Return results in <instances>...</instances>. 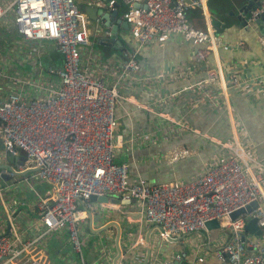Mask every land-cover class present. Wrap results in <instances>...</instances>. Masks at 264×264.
I'll return each mask as SVG.
<instances>
[{
    "label": "built area",
    "instance_id": "built-area-1",
    "mask_svg": "<svg viewBox=\"0 0 264 264\" xmlns=\"http://www.w3.org/2000/svg\"><path fill=\"white\" fill-rule=\"evenodd\" d=\"M115 1L123 7L121 19L126 21L134 41L147 44L166 35H178L195 44L188 70L168 74L167 78L182 80L189 71L202 72V78L182 88L197 92L189 103L206 104L209 109L218 110L221 103L208 92L209 84L217 83L221 84L218 94L224 110L228 109L226 85L219 65L213 66L210 62L216 40L212 29L196 28L187 20L189 10L203 6L202 0ZM112 2L86 0L87 5L102 12L114 10ZM262 11L264 0L249 11L247 22ZM92 20L93 30H89L84 12L74 0L0 1V46L13 43L14 49L25 57L28 49L48 43L60 54L59 66H48L45 75L35 70L36 78H40L31 85L13 78L17 90H2L0 69V203L8 231H0V258H20L19 264H47L32 253L44 237L62 231L71 250L81 255V245L88 236L84 228L88 212L101 206L107 214L115 208L109 201L116 199L133 204L139 223L158 227L162 240L171 236L190 240L196 232L207 229L206 221L215 219L220 228L230 230V236L213 252L217 260L224 264H264V168L249 148L247 136L242 132L231 141H217L221 150L200 171L184 180L147 183L133 162L130 164L135 173L130 174L128 163L118 160L117 156H132L139 145L156 141L161 135L139 131L134 137L124 138L116 133L118 121L114 106L117 101L131 103L170 125L183 123L178 117L172 118L157 108L137 103L132 96L120 92V83L134 78L139 69L134 51L124 52L125 60L113 82H107L103 76L107 69L104 62L97 72L83 67L81 55L88 51L87 63L90 56L86 47L91 45L88 35L110 34L108 28H101L100 15H93ZM231 75H225L230 86L243 88L248 81ZM250 80L264 83L260 76ZM176 92L166 96L171 98ZM156 101L160 99L153 103ZM186 153L184 149L173 150L167 159L175 161ZM18 156H23L24 161L19 162ZM23 172L48 187L43 194L35 196L33 207L37 221L33 224V236L24 238L11 224L3 197L8 182L25 181V177L18 178ZM91 196L99 199L92 200ZM251 202L255 206L249 211L230 218L232 212ZM250 218L255 219L259 228L256 237L247 236L244 230ZM104 251H99L103 260ZM181 257L178 254L174 258ZM202 261L203 256L197 255L186 264ZM162 264L172 262L168 259Z\"/></svg>",
    "mask_w": 264,
    "mask_h": 264
},
{
    "label": "crops",
    "instance_id": "crops-1",
    "mask_svg": "<svg viewBox=\"0 0 264 264\" xmlns=\"http://www.w3.org/2000/svg\"><path fill=\"white\" fill-rule=\"evenodd\" d=\"M202 1L203 6L195 11L191 10L187 19L196 28L210 27L215 36L210 62L213 66L219 65V72L226 85L225 96L229 103L226 111L218 94L221 84L218 86L217 83L209 84L208 92L219 100L221 110L209 109L206 104L189 103L197 92L182 88L202 78V72L189 71L182 80L167 78L168 74L186 72L187 67H190L196 45L189 39L166 35L162 39L140 44L131 38L128 25L126 29L119 25L115 48L98 43L101 48L98 53L89 50L88 63V51H83L81 55V64L90 71L97 72L103 62L107 64L103 76L107 82H113L118 68L125 60L124 52L134 51L139 69L134 78L120 83V92L132 96L137 103L157 108L172 118L178 117L182 120L183 124L180 126L170 125L131 103H115L114 114L118 121L116 133L124 138L134 137L139 131L154 136L159 133L161 135L156 141L148 140L139 145L132 156H117L118 160L128 163V170L132 175L135 168L130 163L133 162L137 167L136 171L147 183L184 180L200 171L213 155L221 150L220 145L216 144L217 141H231L237 133L242 132L247 134L249 148L264 168V83L250 80L255 75L264 74V23L241 27L242 6L248 0ZM78 8L80 9L79 6ZM91 14L95 15V11ZM236 42H239L237 46ZM26 52L23 57V53L20 54L14 49L13 43H3L0 46L2 90L18 89L17 83H13V78H20L31 85L32 81L40 78H36L35 70L45 75L48 66H59L60 54L51 44L44 43ZM25 62L31 63V68L27 71L23 69ZM227 73H232L231 77L248 81L243 84V88L230 86L225 76ZM260 78L264 80V75ZM205 89L207 90L206 87ZM177 90L180 91L176 92ZM171 91L176 94L169 98L166 94ZM158 98L160 101L153 103ZM181 149L187 153L175 161L167 159L173 150ZM24 177L25 181L20 180L12 184L8 182L9 185L5 183L3 194L11 224L22 238L33 236V224L37 221L33 202L37 194H43L48 188L41 181L29 178L26 172L18 178ZM25 194L29 196L28 200H24ZM109 202L115 208L107 214L101 206L93 212H88L90 215L84 227L88 236L81 245L89 247L86 255L82 251L79 255L71 250L63 231L44 237L36 245L32 255L47 264H162L168 259L172 264H186L197 255L203 256V261L197 264H224L213 256V252L230 236V230L227 228H207L196 232L190 240L181 236L162 240L158 235V227L139 223L136 208L131 206L133 204L127 205L116 199ZM2 212L3 205L0 203V231L7 233V222L3 219ZM93 233L97 234L91 240ZM245 233L247 236L256 237L249 231ZM116 240L120 247L118 254L115 248ZM103 250L106 255L104 260L100 258L99 253ZM178 254H182V257L176 260L174 257ZM24 255L25 253L22 257L25 258ZM19 259L7 256L0 258V264H19L16 263Z\"/></svg>",
    "mask_w": 264,
    "mask_h": 264
},
{
    "label": "water",
    "instance_id": "water-1",
    "mask_svg": "<svg viewBox=\"0 0 264 264\" xmlns=\"http://www.w3.org/2000/svg\"><path fill=\"white\" fill-rule=\"evenodd\" d=\"M259 0H248V2L242 6V14H241V18H240V25L241 27L245 28L246 26H248L249 24H260V23H264V11L260 12L259 16L257 18L254 19L253 22H247V20L243 17L244 15L247 14V12H249L250 10L254 9L255 6H257L259 4ZM113 6H114V10H112L111 12H102L101 9H96L95 14L100 15L101 19L103 20L102 23L100 24L101 28H106L109 27V32L110 34L107 36L104 35H99L94 37L93 41L94 42H98L100 45L103 46H113V48H115V44L118 42L115 40L116 38V34H117V27L119 25H121L124 29L127 28V23L125 20H122L119 16H118V7L119 4L117 1L113 0L112 2ZM116 42V43H115ZM17 159L19 160V162L24 161V157L23 156H18ZM7 161L10 162L11 159L10 157H8L7 155ZM2 178H6L5 175H1ZM8 179V177L6 178ZM90 199H99V197H94L91 196ZM122 203H127V201H122ZM255 206V202H251L249 205H247L245 208H240L234 212H232L230 214V218H233L237 213L242 212V211H249L252 207ZM115 223V222H114ZM116 224V223H115ZM205 227L206 228H217L218 224L217 221L215 219L209 220L205 222ZM117 228V227H116ZM244 230L245 231H249L251 232L254 236H258L259 235V228L255 223V219L254 218H250L244 225ZM170 239V238H169ZM116 251L117 254L120 251V247L118 245V241L116 240ZM262 256L264 258V251L262 253Z\"/></svg>",
    "mask_w": 264,
    "mask_h": 264
},
{
    "label": "rangeland",
    "instance_id": "rangeland-1",
    "mask_svg": "<svg viewBox=\"0 0 264 264\" xmlns=\"http://www.w3.org/2000/svg\"><path fill=\"white\" fill-rule=\"evenodd\" d=\"M3 1H6L7 2L8 0H3ZM80 1L81 2H79L78 0H74L75 4L80 7L81 11L84 12L85 18L88 21L87 28L89 30H93V25H92L93 24L92 23L93 20H92V14L91 13L94 12L95 8L92 7V6H90V5H87L86 3H85L86 5H85L84 2L86 0H80ZM122 10H123V7L121 6L120 9H119V11H118V16L119 17L122 15ZM94 36H95V34H93V33H90L88 35V39H89V42H91V46L92 47L91 46L90 47L89 46H86V47L89 50H92V51H95V52L98 53L99 50H100V48H101V46L97 42H94L93 41ZM23 65H25V67L23 68L24 71H27V70H29L31 68V63H29V62H25ZM45 72H46V70H45ZM23 198H24V200H28L29 199V196L27 194H25ZM95 234H97V233H93L94 237L92 236L91 240H93L95 238ZM88 250H89V247L87 245L86 246L85 245L81 246V251L83 252L84 255H86L88 253ZM14 262H16V261H14ZM16 263H19V262H16Z\"/></svg>",
    "mask_w": 264,
    "mask_h": 264
},
{
    "label": "clouds",
    "instance_id": "clouds-1",
    "mask_svg": "<svg viewBox=\"0 0 264 264\" xmlns=\"http://www.w3.org/2000/svg\"><path fill=\"white\" fill-rule=\"evenodd\" d=\"M262 1V0H261ZM260 3V2H259ZM119 9H120V7H118V11H119ZM249 12H247V14H248ZM118 14V13H117ZM247 14L246 15H244L245 17V19H246V17H247ZM103 21V20H102ZM254 21V20H253ZM253 21H250V22H253ZM102 23V22H101ZM106 28H108L109 29V27H106ZM98 43V42H97ZM262 75H264V74H259V75H255L254 77H257V76H262ZM253 77V78H254ZM246 136H247V134L246 133H244ZM247 138H248V136H247ZM249 139V138H248Z\"/></svg>",
    "mask_w": 264,
    "mask_h": 264
},
{
    "label": "trees",
    "instance_id": "trees-1",
    "mask_svg": "<svg viewBox=\"0 0 264 264\" xmlns=\"http://www.w3.org/2000/svg\"><path fill=\"white\" fill-rule=\"evenodd\" d=\"M200 7H194V8H192L191 10H197V9H199ZM191 10H189V12L191 11ZM188 12V13H189ZM199 13V12H198ZM188 16V15H187ZM198 17H200V16H198ZM188 20V19H187ZM60 60V58H58V61ZM59 63V62H58ZM60 64V63H59ZM115 161H117L116 159H114Z\"/></svg>",
    "mask_w": 264,
    "mask_h": 264
},
{
    "label": "flooded vegetation",
    "instance_id": "flooded-vegetation-1",
    "mask_svg": "<svg viewBox=\"0 0 264 264\" xmlns=\"http://www.w3.org/2000/svg\"><path fill=\"white\" fill-rule=\"evenodd\" d=\"M16 41H20V40L16 39ZM21 42H22V40H21Z\"/></svg>",
    "mask_w": 264,
    "mask_h": 264
}]
</instances>
